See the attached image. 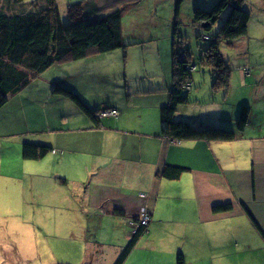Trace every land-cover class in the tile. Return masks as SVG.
<instances>
[{
  "label": "crops",
  "instance_id": "0c3cea01",
  "mask_svg": "<svg viewBox=\"0 0 264 264\" xmlns=\"http://www.w3.org/2000/svg\"><path fill=\"white\" fill-rule=\"evenodd\" d=\"M80 2L88 8L97 7L101 14L122 9L114 6L117 0ZM133 35L136 38L131 40L124 34V49L129 57V48L137 46L138 37L149 33ZM161 52L165 56L158 73L144 75L143 70L130 65L121 74L110 72L121 81L114 88L121 93L100 105L118 108L120 115L98 117V126L72 100L53 93L54 99L50 100L62 102L70 114L62 115L57 123L40 117L32 121L33 128L20 134L53 148L41 159L28 160L31 169L27 180L34 193L36 189L43 193L46 186L58 205L75 206L83 217L103 216L118 242L124 237L129 241L133 234L129 222H137L146 207L151 221L124 264H148L152 253H157V264H177L180 253L187 264H264V73L242 75L244 86L250 81L258 82L251 90L246 88L239 100L235 98L237 105L252 108L249 124L235 140H171L162 134L161 109L168 104L174 86L173 60L169 48L160 49V56ZM104 55L94 54L82 60ZM196 70L197 67L192 74ZM193 82L192 75L189 102L180 105L175 116L204 124V116L197 108L208 101L210 89L206 93L194 91ZM76 85L78 88L65 87L81 98L90 84ZM222 92L221 106L229 102L230 90L218 94ZM81 99L91 110L99 109L91 98L92 104ZM233 121L234 116L229 118L232 126ZM62 125L67 128L56 129ZM166 165L184 167L185 171L177 179H167L161 176ZM222 205H231V209L215 210ZM97 224L95 228L104 225L100 220ZM92 241L95 240H86L90 247ZM118 242L104 243L117 254L124 247V242ZM142 242L144 248L137 255Z\"/></svg>",
  "mask_w": 264,
  "mask_h": 264
},
{
  "label": "rangeland",
  "instance_id": "374dc122",
  "mask_svg": "<svg viewBox=\"0 0 264 264\" xmlns=\"http://www.w3.org/2000/svg\"><path fill=\"white\" fill-rule=\"evenodd\" d=\"M24 1L27 5L33 0ZM57 1L61 18L67 23L68 3L82 0ZM127 1L117 0L114 3V6L122 8L124 34L130 35L132 40L136 38L134 32L149 33V36L146 35L144 38L138 37L140 41H137V46L129 48L132 51L130 57L127 56L124 48H120L100 59L89 58L54 65L42 75L31 79L27 86L12 95L0 108V173L2 175L0 177V264H114L120 254L121 250L116 254L114 248L107 244L118 241L110 234V228L103 216L90 215L93 218L89 219L81 216L75 206L58 205L55 201L56 196L52 197L46 186H43V193H40V189L33 192V187L26 176L31 167L28 160L24 159L23 148L29 141L32 144L42 143H37L38 139H28L27 134H20L33 128L35 123L32 121L36 122L40 117L46 122L57 123L62 115L69 116L70 112L66 105L57 100H50V98L54 99L52 97L54 84L75 88H78L76 84H90L85 89V95L80 96L90 104H92L91 98L93 102L99 104L98 108H101L103 105H100L101 101H109L119 97L121 93L114 89L121 85V81L114 79L110 74L111 71L121 74L130 65L143 70L144 75L147 73L150 75L151 72L158 73L162 71L161 59L165 56V52H161L160 56V49L163 51V48H169L171 61L173 60L176 0H135L131 3ZM216 2L217 0H185L179 17L181 23L179 34L184 38L185 47H188L193 54V64L197 66V70L193 73L194 91L198 89L199 92L206 93L210 89L208 101L197 108L204 116L202 118L204 124L228 127L229 118L232 116H234L233 126L236 124L235 120L237 121L242 108L237 105L235 98L239 100L238 96L246 91V88L251 90L258 82L250 81L244 86L243 73L246 75L243 77H251L250 72L264 73V0L245 1L243 7L251 13V19L247 35L237 39L234 43L236 46L225 41L220 43L222 57L232 70L229 102H224L223 106L221 104L224 100V92L212 95L211 87L214 80L212 68L203 65L201 61V48H206L207 40L211 41L210 43L216 40L214 37H204L205 42L199 34L215 35L223 24L228 10L210 30L195 26L193 23L196 8L210 10ZM141 87L144 88L143 83ZM185 94L188 95L190 92L185 90ZM223 113L227 116L222 117ZM63 128L67 127L62 125L56 129ZM41 136L42 134L39 137ZM67 189L68 187L63 189L66 194ZM99 220L100 224L104 225L95 228ZM87 239L95 240L92 241V247L86 242ZM122 239L118 244L124 242L125 247L129 241H126L125 237ZM96 241H99V244ZM144 244L145 242H142L140 248H137V255L141 253ZM128 264H132V261ZM148 264H157V253L149 256Z\"/></svg>",
  "mask_w": 264,
  "mask_h": 264
},
{
  "label": "trees",
  "instance_id": "16d2710c",
  "mask_svg": "<svg viewBox=\"0 0 264 264\" xmlns=\"http://www.w3.org/2000/svg\"><path fill=\"white\" fill-rule=\"evenodd\" d=\"M184 1L176 0L174 86L168 104L161 109L162 134L179 141H233L249 124L252 108L248 104L242 106L236 124L230 126L229 123L228 127L195 124L179 120L175 116L178 107L189 102L185 90H190L186 85L191 83L193 75L188 69V65H193V54L185 47L184 38L179 34V17ZM245 1L217 0L210 10H194L193 23L205 30H210L228 10L215 35L199 34L205 42V38L210 37L216 40L213 43L207 40L206 48L202 47L200 50L203 65L212 68L214 80L211 90L214 96L221 90H228L232 72L222 57L220 43L225 41L233 44L248 33L251 13L243 7ZM28 3L25 5L24 0H0V108L12 95L27 86L31 79L42 75L54 65L82 60L94 54L111 53L126 46L121 9L101 14L97 7L88 8L84 2L71 3L67 6L68 22L64 23L57 0H33ZM53 93L72 100L94 122V126L99 125L98 117L102 111H119L110 105L91 110L76 93L60 85L54 86ZM52 149L50 145L29 142L24 144L23 156L27 160H38L48 155ZM184 171V167L166 165L161 176L177 179ZM228 209H231V205L215 207L216 211ZM146 231L147 226L143 225L134 229L128 244L121 249L114 264L125 262ZM177 264H187L182 253L177 257Z\"/></svg>",
  "mask_w": 264,
  "mask_h": 264
},
{
  "label": "built area",
  "instance_id": "2783aa9c",
  "mask_svg": "<svg viewBox=\"0 0 264 264\" xmlns=\"http://www.w3.org/2000/svg\"><path fill=\"white\" fill-rule=\"evenodd\" d=\"M188 65V69L191 71H194L196 69V66H191ZM191 83L186 85L187 89H190ZM119 115V111L116 109H112V110H104L102 111L99 116L100 117H106V116H113V117H117ZM151 221V215L148 211V209L145 207L142 212L141 215L139 217V220L137 222L131 221L129 222V225L134 229H136L137 227L143 225V226H148L149 222Z\"/></svg>",
  "mask_w": 264,
  "mask_h": 264
},
{
  "label": "water",
  "instance_id": "95a60500",
  "mask_svg": "<svg viewBox=\"0 0 264 264\" xmlns=\"http://www.w3.org/2000/svg\"><path fill=\"white\" fill-rule=\"evenodd\" d=\"M205 26H206V25H203V27H205ZM194 65H195V64H193V65H191V66H194ZM191 66H190V67H191Z\"/></svg>",
  "mask_w": 264,
  "mask_h": 264
},
{
  "label": "clouds",
  "instance_id": "9594fccd",
  "mask_svg": "<svg viewBox=\"0 0 264 264\" xmlns=\"http://www.w3.org/2000/svg\"><path fill=\"white\" fill-rule=\"evenodd\" d=\"M196 66V65H195ZM197 67V66H196Z\"/></svg>",
  "mask_w": 264,
  "mask_h": 264
}]
</instances>
